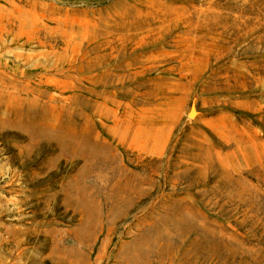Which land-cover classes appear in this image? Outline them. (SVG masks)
<instances>
[{
	"label": "rangeland",
	"instance_id": "obj_1",
	"mask_svg": "<svg viewBox=\"0 0 264 264\" xmlns=\"http://www.w3.org/2000/svg\"><path fill=\"white\" fill-rule=\"evenodd\" d=\"M191 6L0 0V264H264V81L232 52L258 38L172 31ZM124 22L130 68L50 53Z\"/></svg>",
	"mask_w": 264,
	"mask_h": 264
},
{
	"label": "bare ground",
	"instance_id": "obj_2",
	"mask_svg": "<svg viewBox=\"0 0 264 264\" xmlns=\"http://www.w3.org/2000/svg\"><path fill=\"white\" fill-rule=\"evenodd\" d=\"M138 3H143L145 0H137ZM206 7H195L191 6L190 13L185 17V20L189 22L187 25L180 26L175 24L172 28L176 30L180 27H184L185 32L193 33H206L215 31L216 24L222 23L223 28L222 33L227 35L230 39V46L234 48V43L237 39L249 34H254L258 41L256 42L253 49L248 50V48L241 46L240 48H235L232 52L234 55H246L247 52L250 53L249 66L251 70L256 71V75L260 80L264 81V0H204ZM196 16V20H194ZM112 27L118 30L114 33ZM130 24L124 22L123 24L114 23L104 28V31L100 34L96 40H93L88 47V50L80 57H69L64 50L58 49L55 53L50 52L56 56L57 65L63 66H73L76 65L77 71L80 75L76 76V79L82 80L85 78L94 79L95 76H85L84 73L91 68L97 66H103L108 64V61L113 57H119L118 64H115L120 68H130L133 65V57H127L128 53H123L121 55H116L109 58V53H105V49L108 45L112 44L115 37H124L123 32L128 30ZM130 35V34H129ZM96 36V33H94ZM105 37V39H102ZM157 43V42H156ZM259 43V44H258ZM258 44V45H257ZM91 56H88L90 55ZM77 60V62L75 61ZM253 72V73H254ZM65 76L70 79L71 77L65 74ZM118 80L133 79L132 72L126 74L125 76H120ZM71 80V79H70ZM64 89V86L61 87ZM59 94L64 93L59 89L55 90ZM85 92V91H84ZM70 97H76V95L70 94ZM100 98L101 96L98 95ZM108 100L102 97L99 101L100 105L107 106ZM194 110L191 108L189 110V116L193 117Z\"/></svg>",
	"mask_w": 264,
	"mask_h": 264
}]
</instances>
